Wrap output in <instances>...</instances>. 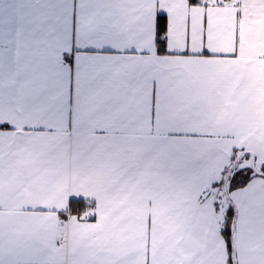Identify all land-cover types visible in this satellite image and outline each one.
Masks as SVG:
<instances>
[{
  "label": "crops",
  "instance_id": "0c3cea01",
  "mask_svg": "<svg viewBox=\"0 0 264 264\" xmlns=\"http://www.w3.org/2000/svg\"><path fill=\"white\" fill-rule=\"evenodd\" d=\"M263 167L264 0H0V264H264Z\"/></svg>",
  "mask_w": 264,
  "mask_h": 264
},
{
  "label": "trees",
  "instance_id": "16d2710c",
  "mask_svg": "<svg viewBox=\"0 0 264 264\" xmlns=\"http://www.w3.org/2000/svg\"><path fill=\"white\" fill-rule=\"evenodd\" d=\"M195 0H190V2H194ZM157 27H158V45H159V50H163V40H162V35L165 32L166 29V17L165 15H161L158 17L157 21ZM262 172L264 174V167L262 168ZM250 171L245 170V169H240L235 171L231 177H230V183H229V188L230 187H238L244 185L248 179L250 178L249 175ZM85 208H87V203H85L83 200H72L70 203V212L71 213H81ZM235 206L232 203L230 208L228 209L226 220L223 224L222 231L228 241V246L230 249L232 248L231 245V237H232V226L234 222V216H235Z\"/></svg>",
  "mask_w": 264,
  "mask_h": 264
},
{
  "label": "rangeland",
  "instance_id": "374dc122",
  "mask_svg": "<svg viewBox=\"0 0 264 264\" xmlns=\"http://www.w3.org/2000/svg\"><path fill=\"white\" fill-rule=\"evenodd\" d=\"M163 41L165 42V39H163ZM229 171H230V175H232L236 171V169L233 168L232 170H229ZM229 171H228V174H229ZM74 252H75V250L73 249V252L72 253H74Z\"/></svg>",
  "mask_w": 264,
  "mask_h": 264
},
{
  "label": "water",
  "instance_id": "95a60500",
  "mask_svg": "<svg viewBox=\"0 0 264 264\" xmlns=\"http://www.w3.org/2000/svg\"><path fill=\"white\" fill-rule=\"evenodd\" d=\"M224 189H225V191H226V185H225Z\"/></svg>",
  "mask_w": 264,
  "mask_h": 264
}]
</instances>
